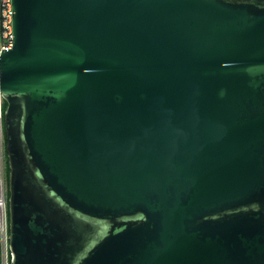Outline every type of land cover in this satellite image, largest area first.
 Here are the masks:
<instances>
[{"label": "water", "instance_id": "1", "mask_svg": "<svg viewBox=\"0 0 264 264\" xmlns=\"http://www.w3.org/2000/svg\"><path fill=\"white\" fill-rule=\"evenodd\" d=\"M12 19L11 264H264V0H12Z\"/></svg>", "mask_w": 264, "mask_h": 264}, {"label": "built area", "instance_id": "2", "mask_svg": "<svg viewBox=\"0 0 264 264\" xmlns=\"http://www.w3.org/2000/svg\"><path fill=\"white\" fill-rule=\"evenodd\" d=\"M13 48V19L12 0H0V54L3 49ZM4 111L3 99L0 96V134L3 133ZM6 153V152H5ZM6 165L3 153L0 154V237L3 255L9 251V209H8V184L6 179ZM6 253V254H5ZM11 263V262H10ZM3 264V260H2ZM9 264V263H8Z\"/></svg>", "mask_w": 264, "mask_h": 264}, {"label": "rangeland", "instance_id": "3", "mask_svg": "<svg viewBox=\"0 0 264 264\" xmlns=\"http://www.w3.org/2000/svg\"><path fill=\"white\" fill-rule=\"evenodd\" d=\"M5 146H6V143H5V133H4V131H3V133L0 134V154L3 153V160H4L5 165H6ZM6 253H7V256H8V257H6V256L3 255V258H2V260H3V264H8V263L11 264V263H10V262H11V255H10V253H8V251H7ZM6 253H5V254H6Z\"/></svg>", "mask_w": 264, "mask_h": 264}, {"label": "trees", "instance_id": "4", "mask_svg": "<svg viewBox=\"0 0 264 264\" xmlns=\"http://www.w3.org/2000/svg\"><path fill=\"white\" fill-rule=\"evenodd\" d=\"M7 105L6 103L3 101V111H5ZM6 179H7V184H8V181H9V166H8V160H7V157H6Z\"/></svg>", "mask_w": 264, "mask_h": 264}]
</instances>
